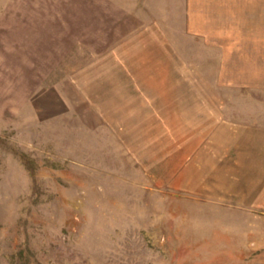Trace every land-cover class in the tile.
Listing matches in <instances>:
<instances>
[{"label":"rangeland","instance_id":"374dc122","mask_svg":"<svg viewBox=\"0 0 264 264\" xmlns=\"http://www.w3.org/2000/svg\"><path fill=\"white\" fill-rule=\"evenodd\" d=\"M259 1L0 0V264H264Z\"/></svg>","mask_w":264,"mask_h":264},{"label":"crops","instance_id":"0c3cea01","mask_svg":"<svg viewBox=\"0 0 264 264\" xmlns=\"http://www.w3.org/2000/svg\"><path fill=\"white\" fill-rule=\"evenodd\" d=\"M262 3H263V5H264V0H263V1L260 0V1H259V4H260V5H262Z\"/></svg>","mask_w":264,"mask_h":264}]
</instances>
